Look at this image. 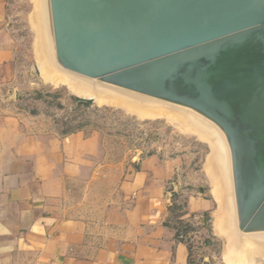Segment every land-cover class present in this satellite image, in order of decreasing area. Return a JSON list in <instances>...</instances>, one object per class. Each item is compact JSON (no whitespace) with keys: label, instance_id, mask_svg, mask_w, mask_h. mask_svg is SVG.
Here are the masks:
<instances>
[{"label":"water","instance_id":"95a60500","mask_svg":"<svg viewBox=\"0 0 264 264\" xmlns=\"http://www.w3.org/2000/svg\"><path fill=\"white\" fill-rule=\"evenodd\" d=\"M66 70L193 110L230 148L238 229L264 232V0H49ZM79 98L77 105L88 106Z\"/></svg>","mask_w":264,"mask_h":264},{"label":"crops","instance_id":"0c3cea01","mask_svg":"<svg viewBox=\"0 0 264 264\" xmlns=\"http://www.w3.org/2000/svg\"><path fill=\"white\" fill-rule=\"evenodd\" d=\"M4 2L0 264H190L192 251L166 225L171 220L166 186L182 173L181 159L132 154L129 165L103 166L99 134L54 133L9 102L14 50L4 28ZM101 182L104 193L98 194ZM211 208V200L188 195L181 219L204 222L202 215Z\"/></svg>","mask_w":264,"mask_h":264},{"label":"rangeland","instance_id":"374dc122","mask_svg":"<svg viewBox=\"0 0 264 264\" xmlns=\"http://www.w3.org/2000/svg\"><path fill=\"white\" fill-rule=\"evenodd\" d=\"M4 1L6 15L4 28L13 41L14 50L13 86L11 87L14 93L9 98V102L15 109L26 117L42 119L45 129L60 135L75 129L78 125L86 135L99 134L103 166L123 161L129 165L128 159L132 154L145 156L151 153L165 159H181L182 173L176 174L177 176L166 186L170 199L172 193H176L179 202L186 200V196L191 194L202 195L212 201L211 210L202 215L204 222L201 218L195 221L197 232L188 235L192 244V262L194 264H227L225 259H228L232 264L244 261L245 264H250L252 261L255 262L254 264H264V259H260L262 252L264 255V246L252 242L256 239L262 241L264 234H259L260 237L248 236L236 230L234 235L239 241L231 245L224 254L225 240L214 233L213 224L219 210L217 200L219 192L213 177L207 172L212 154L209 143L163 117L140 119L115 104H97L93 99H90L88 106L77 105L78 101L72 100L75 96L66 88L53 87L44 82L41 77L38 54L36 56L38 52L35 47V32L30 26V17L34 14L36 0ZM36 92L42 94L41 100L35 99ZM55 92H58L56 98L53 96ZM57 102L61 103V108L56 107ZM82 107L87 108L75 111V108ZM102 108H108L110 111H96ZM227 151L228 148H225V159L221 168L226 171L224 178L219 175L218 166H216V172L219 178L221 177L224 206L231 215L228 200L232 198L230 193L232 183ZM103 182L98 185V194L104 193ZM232 214L234 215L233 212ZM231 218L236 225L235 215L234 217L231 215ZM256 251L259 254L255 253Z\"/></svg>","mask_w":264,"mask_h":264},{"label":"bare ground","instance_id":"6f19581e","mask_svg":"<svg viewBox=\"0 0 264 264\" xmlns=\"http://www.w3.org/2000/svg\"><path fill=\"white\" fill-rule=\"evenodd\" d=\"M30 26H32V30H34L33 32H35V47L38 52L36 53V56L38 54L41 77L44 82L49 83L53 87L62 86L77 98L93 99L97 104H115L140 119L163 117L179 126H182L184 130L191 131L192 134L195 133L199 139L203 141L205 140L209 143L212 154L209 161L210 168H206L210 176L213 177L214 183L216 184V188L219 192L217 197L219 210L215 216L213 230L215 235L225 240L224 254H226L227 249L231 247V245L238 243L239 240H237L234 233L236 234V230L239 229L231 153L224 133L215 124L191 109L107 84L98 79L83 77L63 68L60 64H58L55 56L49 0L35 1V11L30 17ZM225 148H228L227 156L230 162L229 171L232 183V191H230V193H232V198L228 200L229 212L233 217L235 215L236 225L224 206V200L221 192V177L219 178L218 173L216 172V166H218L217 170L219 171V175L224 178L226 174L225 169H221L223 168V162L225 159ZM239 232L241 231L239 230ZM241 233L248 236L258 235L259 237V234H264V232ZM252 242L253 244L264 246V239L262 241L256 239ZM258 252H260V250H258ZM258 252L256 251L255 253ZM260 255H262L260 259L263 260V252ZM225 261L227 264H232L228 259H225ZM244 262H234L233 264H245ZM254 263L255 262L252 261L250 264Z\"/></svg>","mask_w":264,"mask_h":264},{"label":"trees","instance_id":"16d2710c","mask_svg":"<svg viewBox=\"0 0 264 264\" xmlns=\"http://www.w3.org/2000/svg\"><path fill=\"white\" fill-rule=\"evenodd\" d=\"M58 92L54 93V98H56ZM36 100H41L42 99V94L40 92H36V96H35ZM72 100L74 101H79V99L77 97H72ZM89 105H90V101H89ZM56 107L57 108H61L62 105L60 102L56 103ZM87 107H82V108H75V111H80L81 109H86ZM106 111L109 112L110 109L108 108H102V109H96V111ZM70 127V126H69ZM81 126L78 125L76 126L75 129L73 130H69L67 131L65 134L62 135H68V134H72L75 132H82L79 128ZM153 154L148 153L145 156H151ZM143 155H140V158L145 157ZM133 168L135 170H138V166L133 163L132 164ZM178 195L176 193H172L171 195V201H170V205H168L167 207V211L171 216V220L170 222H167L166 225L173 228L175 230V235L177 237V239H179L180 241L184 242L187 247L188 250H191V240L190 237L188 236L189 234H193L197 232V228L196 226L193 224V222L191 221H185L182 220V216L185 214V207H186V200H183L182 202L177 201ZM190 264H194L191 260H188Z\"/></svg>","mask_w":264,"mask_h":264},{"label":"built area","instance_id":"2783aa9c","mask_svg":"<svg viewBox=\"0 0 264 264\" xmlns=\"http://www.w3.org/2000/svg\"><path fill=\"white\" fill-rule=\"evenodd\" d=\"M169 197H170V195H169Z\"/></svg>","mask_w":264,"mask_h":264}]
</instances>
